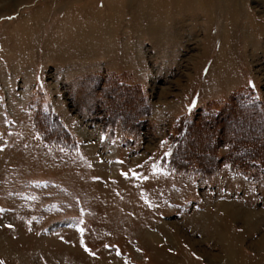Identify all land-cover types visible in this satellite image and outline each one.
<instances>
[{
  "label": "rangeland",
  "instance_id": "rangeland-1",
  "mask_svg": "<svg viewBox=\"0 0 264 264\" xmlns=\"http://www.w3.org/2000/svg\"><path fill=\"white\" fill-rule=\"evenodd\" d=\"M123 72L145 98L100 94ZM246 86L264 104V0H0V264H264V174L158 166L177 118ZM139 101L135 134L103 132ZM32 102L75 149L43 145ZM207 134L193 152L224 156Z\"/></svg>",
  "mask_w": 264,
  "mask_h": 264
},
{
  "label": "trees",
  "instance_id": "trees-1",
  "mask_svg": "<svg viewBox=\"0 0 264 264\" xmlns=\"http://www.w3.org/2000/svg\"><path fill=\"white\" fill-rule=\"evenodd\" d=\"M114 77L113 80L109 79L106 84L102 85L103 89H100L102 90L100 94L105 90L111 98L114 96L120 98L118 92H122L121 88L112 90L113 85L118 84L127 91L124 94L125 98H132L136 94H139L141 99L145 98L143 92L139 90V85L132 84L124 72ZM135 88H138V93ZM100 94H94L97 104L100 103ZM137 104L138 106L143 105L144 109L139 110V113L132 111L131 116L124 115L120 110L116 113H112V110L108 112L104 110L103 132L108 128V135L112 137L115 135L114 127L120 125L125 132L135 134L143 127L145 122L143 118L150 111L148 103L139 101ZM30 108L35 109L33 117L35 134L45 147L75 149L76 138L64 126L53 109L34 102L30 104ZM194 111L196 112V110L190 111L173 122L171 130L163 141L165 153L158 161L160 168L176 174L206 178L215 174L221 165L226 164L231 170L246 173L252 177L264 174V104L254 86L234 90L226 99L209 101L197 115ZM213 129L224 135L222 145L227 150L226 154L218 157V138H212L214 148L210 155L193 152V142L207 138V132ZM203 130L206 131L205 136ZM234 133L238 134V138H235ZM214 134L216 133L212 132V135Z\"/></svg>",
  "mask_w": 264,
  "mask_h": 264
},
{
  "label": "bare ground",
  "instance_id": "bare-ground-1",
  "mask_svg": "<svg viewBox=\"0 0 264 264\" xmlns=\"http://www.w3.org/2000/svg\"><path fill=\"white\" fill-rule=\"evenodd\" d=\"M106 260V259H105ZM111 261H114V260H111Z\"/></svg>",
  "mask_w": 264,
  "mask_h": 264
}]
</instances>
